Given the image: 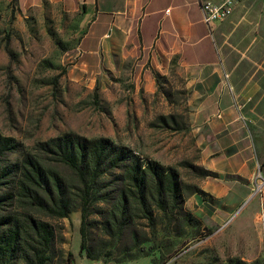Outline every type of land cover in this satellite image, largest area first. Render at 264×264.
Returning <instances> with one entry per match:
<instances>
[{
	"label": "rangeland",
	"instance_id": "1",
	"mask_svg": "<svg viewBox=\"0 0 264 264\" xmlns=\"http://www.w3.org/2000/svg\"><path fill=\"white\" fill-rule=\"evenodd\" d=\"M254 10L243 23L225 21L219 44L235 100L244 113L249 107L253 111L262 138L264 96L253 102L247 92L248 85L264 80V34H257L264 5ZM16 11L14 3L0 4V133L22 145L9 159L17 161L66 133L108 138L145 163L175 170L181 187L178 199L166 197L161 206L150 198L152 219L142 206L143 211L123 216L116 207L123 170L106 176L105 197L90 207L86 220V247L93 259L86 251L80 254L79 207L62 219L31 210L56 229L49 264H65L69 252L76 254L75 264H264V191L224 212L227 200L204 189L216 174L199 164L195 128L201 120L193 117L192 89L174 62L168 71L153 70V85L136 87L116 77L114 69L101 71L97 61H82L78 35L69 34L74 23L58 18L25 23ZM260 166L264 175V158ZM0 264L7 263L0 257Z\"/></svg>",
	"mask_w": 264,
	"mask_h": 264
},
{
	"label": "crops",
	"instance_id": "2",
	"mask_svg": "<svg viewBox=\"0 0 264 264\" xmlns=\"http://www.w3.org/2000/svg\"><path fill=\"white\" fill-rule=\"evenodd\" d=\"M0 1L6 6L14 3L21 22L48 24L58 18L74 23L69 34L78 35L76 51L82 61H97L101 71L114 69L116 77L129 79L136 87L153 85V70L168 71L174 62L178 75L192 89L193 117L201 120L195 128L199 164L216 174L204 189L227 200L224 212L249 199L264 158V137L250 107L244 113L235 100L219 44L227 25L210 28L202 20L200 4L210 0ZM263 3L244 0L229 19L243 23ZM262 18L257 34H264ZM247 92L253 102L258 94L264 96V80L248 85ZM240 114L246 126L239 121Z\"/></svg>",
	"mask_w": 264,
	"mask_h": 264
},
{
	"label": "trees",
	"instance_id": "3",
	"mask_svg": "<svg viewBox=\"0 0 264 264\" xmlns=\"http://www.w3.org/2000/svg\"><path fill=\"white\" fill-rule=\"evenodd\" d=\"M21 147L14 137L0 133V257L7 264L17 259L26 264L51 262L56 229L31 214L34 209L62 219L79 207L80 254L86 251L87 258L93 259L86 247L87 216L90 207L105 197L101 193L105 177L118 171L123 173L117 179L116 207L123 216L133 209L143 211L142 206L152 219L150 198L161 206L164 198L175 200L181 195L175 170L150 160L145 163L108 138L66 133L11 161L9 157ZM75 260L69 252L65 264Z\"/></svg>",
	"mask_w": 264,
	"mask_h": 264
},
{
	"label": "built area",
	"instance_id": "4",
	"mask_svg": "<svg viewBox=\"0 0 264 264\" xmlns=\"http://www.w3.org/2000/svg\"><path fill=\"white\" fill-rule=\"evenodd\" d=\"M243 1L244 0H210L206 2H201L200 6L202 11V20L204 24H206L211 28L215 24L225 22L227 19H229L232 16L236 8ZM225 77L226 79H228L229 75L225 74ZM238 119L244 125L247 124V121L242 114L239 115ZM263 191H264V175L261 170V166L259 165L258 174L256 175L255 178V187L252 191L250 198L258 196Z\"/></svg>",
	"mask_w": 264,
	"mask_h": 264
}]
</instances>
